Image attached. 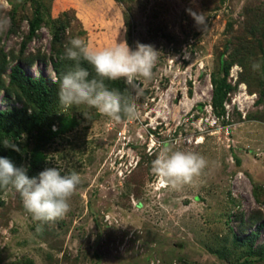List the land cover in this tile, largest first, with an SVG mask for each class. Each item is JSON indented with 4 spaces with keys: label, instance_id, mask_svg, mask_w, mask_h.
<instances>
[{
    "label": "rangeland",
    "instance_id": "rangeland-1",
    "mask_svg": "<svg viewBox=\"0 0 264 264\" xmlns=\"http://www.w3.org/2000/svg\"><path fill=\"white\" fill-rule=\"evenodd\" d=\"M38 1L46 21L68 19L67 46L76 37L96 49L127 42L135 50L140 43L158 55L151 79L131 83L133 118L116 121L84 105L58 106L57 113L80 122L43 145L46 161L39 172L58 167L61 160V174L75 171L81 182L67 215L43 224L41 232L19 194L6 189L0 264H264L262 247L251 253L235 244L237 224L230 219L238 210L264 208L254 195L256 189L264 198V14L259 11L264 0ZM33 4L0 0V18L10 26L8 12L14 10L20 31H26L24 16L32 15ZM188 9L203 13L206 24L197 25ZM7 30L2 42L17 48L21 33L7 35ZM39 33L28 49L49 52V27L43 25ZM240 38L252 53L241 51L244 68L231 66L228 80L238 84L225 115L217 117L210 105V77L221 76ZM253 62L259 70L252 69ZM26 69L55 79L50 63ZM27 140L24 134L13 142L22 160L11 159L24 169L26 150L34 144ZM166 149L197 152L208 167L193 185L157 191L152 161ZM256 242L264 243V233Z\"/></svg>",
    "mask_w": 264,
    "mask_h": 264
},
{
    "label": "trees",
    "instance_id": "trees-1",
    "mask_svg": "<svg viewBox=\"0 0 264 264\" xmlns=\"http://www.w3.org/2000/svg\"><path fill=\"white\" fill-rule=\"evenodd\" d=\"M33 2L32 15L30 17L24 16L28 24L26 31H20V24L15 18V11L8 12L11 16V23L6 34L21 33V40L18 42L17 48L9 47L7 49L2 42L3 32H0V99L5 105L0 108V157H7L10 160L16 157L17 161L22 160L20 156L14 154L13 149L4 147L3 140L7 138L15 142L26 134L28 140L34 141L33 146L29 151L26 150L25 154L27 159L26 174L30 178L37 176L39 171L44 168L46 154L43 152V145L76 128L80 122L74 115L57 113L60 105L57 96L58 83H53V81H59L75 65L74 61L61 58L65 53L64 35L69 21L65 17L46 21L42 10L43 5L38 0H33ZM259 11L264 14L261 9ZM256 15H259L258 12ZM43 25H47L51 33L49 52L41 51L39 47L33 51L29 50V43L40 37L39 30ZM245 40L240 38L237 45L232 48L229 53L230 60L222 65L221 76L212 74L210 77L212 85L210 105L213 114L217 117L225 115V103L238 84H232L228 80L231 66L238 64L244 68L246 55L241 51L246 50L252 53V50L248 48L249 42ZM257 44L262 46L260 40L257 41ZM35 62L50 63L55 79L32 76L27 71L26 66ZM81 66L89 71V79L95 76L94 70L87 62L82 61ZM105 85L110 90L120 92L124 98L132 103L133 87L131 83H126L123 79L105 80ZM202 105V103L199 104L201 107ZM121 117V120L128 118L123 114ZM54 125H57L56 129L52 128ZM14 165L19 167L17 162ZM6 189L0 188V205L4 204L2 195ZM254 195L256 200L264 205V198L259 196L256 189ZM231 218L235 219L237 224L234 233L235 244L247 246L251 253L257 251L258 247L264 249V243L259 245L256 242L264 233V208H254L248 212L238 210ZM246 263L243 261L240 264ZM25 264H33V262L27 260Z\"/></svg>",
    "mask_w": 264,
    "mask_h": 264
},
{
    "label": "clouds",
    "instance_id": "clouds-1",
    "mask_svg": "<svg viewBox=\"0 0 264 264\" xmlns=\"http://www.w3.org/2000/svg\"><path fill=\"white\" fill-rule=\"evenodd\" d=\"M187 11L197 25L206 24L203 13L198 14L191 9ZM8 26V19L0 18V32L6 31ZM69 44L65 46L61 58L74 61V68L59 81H53L58 83L59 104L65 109L84 105L116 121L122 118L121 114L133 118L136 115L135 104L120 92L110 90L105 80L123 79L130 84L139 78L151 79L158 55L152 46L137 43L136 49L131 50L127 42H116L112 46L96 49L79 37L73 38ZM82 61L94 70L93 78L89 79L90 73L81 66ZM251 67L256 71L260 64L253 62ZM83 113L86 119H91L88 112ZM3 145L20 151L10 139H4ZM56 162L58 167L47 168L30 178L26 169L15 166L7 157H0V188L10 187L19 194L24 210L37 223L38 232L43 230V224L56 222L67 215L69 201L81 182L80 175L75 171L62 175L65 165L61 160ZM207 167L208 161L197 152L166 149L152 161L155 189L180 190L193 185Z\"/></svg>",
    "mask_w": 264,
    "mask_h": 264
},
{
    "label": "built area",
    "instance_id": "built-area-1",
    "mask_svg": "<svg viewBox=\"0 0 264 264\" xmlns=\"http://www.w3.org/2000/svg\"><path fill=\"white\" fill-rule=\"evenodd\" d=\"M226 103H227V102H226ZM226 103H225V104H226Z\"/></svg>",
    "mask_w": 264,
    "mask_h": 264
}]
</instances>
